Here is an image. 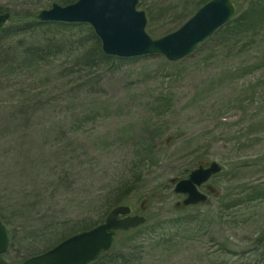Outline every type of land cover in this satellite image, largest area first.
<instances>
[{
  "label": "rangeland",
  "instance_id": "rangeland-1",
  "mask_svg": "<svg viewBox=\"0 0 264 264\" xmlns=\"http://www.w3.org/2000/svg\"><path fill=\"white\" fill-rule=\"evenodd\" d=\"M206 1L139 0L137 10L156 40ZM263 3L235 0V17ZM53 4L61 6L0 0V13L37 15ZM252 24L222 30L177 62L154 54L79 75L71 68L96 47L87 29L13 37L50 46L64 75L0 94V221L15 260L102 223L120 201L146 218L110 249L134 253L132 264H264V14ZM210 162L222 171L207 182V201L176 208L184 197L172 180Z\"/></svg>",
  "mask_w": 264,
  "mask_h": 264
},
{
  "label": "water",
  "instance_id": "water-1",
  "mask_svg": "<svg viewBox=\"0 0 264 264\" xmlns=\"http://www.w3.org/2000/svg\"><path fill=\"white\" fill-rule=\"evenodd\" d=\"M138 1L77 0L67 6L53 4L50 9L39 12L37 20L90 25L107 56L135 58L159 54L175 62L191 54L236 15L232 0H210L178 30L153 40L145 32L146 17L144 12L137 10ZM8 18V13L0 14V29ZM221 170L218 163L210 162L206 166H198L186 179L176 182L174 194L185 196L177 206L205 203L207 195L198 188ZM206 189L210 193L214 190L209 185ZM130 213V207L117 206L102 224L66 238L47 251L28 258L24 264H90L110 249L117 231H127L145 223L143 216H131ZM8 244L7 229L0 221V255L7 251Z\"/></svg>",
  "mask_w": 264,
  "mask_h": 264
},
{
  "label": "trees",
  "instance_id": "trees-1",
  "mask_svg": "<svg viewBox=\"0 0 264 264\" xmlns=\"http://www.w3.org/2000/svg\"><path fill=\"white\" fill-rule=\"evenodd\" d=\"M76 0H57L59 4L62 6H66L74 3ZM209 1V0H208ZM207 2V1H206ZM204 2V3H206ZM235 2V0H233ZM202 3L201 5H203ZM9 13V12H7ZM1 14V13H0ZM264 14V3L262 5H256L255 8L248 9L243 12L241 16L234 17L224 26L219 28L213 36L219 34L222 30L229 28L230 26H235L236 28L241 27L242 23H252L257 21ZM16 19V20H15ZM15 20V21H14ZM10 22V26H6V24ZM4 27L0 29V94L3 92L9 93V95H13L14 97L17 95H21L23 93V88L31 93L32 91L39 90L40 88H44L48 84L49 78L51 76H55V79H59L63 74H56L59 66L54 62V60H49L54 52L51 47L42 48L40 46L35 45H17L12 41V38L16 35L27 34L35 30L38 27L49 28L52 31H68L66 29H87L90 36L95 40L96 47L82 52L81 56L85 61L84 66L79 68L75 66L71 68V73L75 75H79L84 70H91L96 67H99L101 64L106 65V67L110 68L114 66L116 63L121 64L123 62L134 59H119L112 56H107L102 53L101 45L99 39L94 34L92 28L86 24H67L60 22H39L36 18V14L34 12H26L21 16L11 15L9 13V18ZM212 36V37H213ZM211 39V38H210ZM209 39V40H210ZM77 49H81V45H75ZM61 66V65H60ZM77 68V69H76ZM37 77L40 78V84L38 86L35 85V81ZM63 79V78H62ZM61 79V80H62ZM25 80V82H24ZM27 81H30L26 83ZM184 172L180 173V176H184ZM175 181L174 179L172 182ZM119 205H124L122 202L117 201L112 207H116ZM97 222L87 224L85 227H82L80 230L72 231L68 235H64L55 241L53 244H50L46 247L38 249L34 252H31L28 257L41 254L53 247L57 243L66 239L67 237L84 230H88L96 226ZM133 230L127 232H121L119 234H128ZM136 260L134 253H126V252H114L108 251L107 253L102 254L98 260L93 262L92 264H132L133 261ZM0 264H24L23 260H15V258L10 254L7 250L5 254L0 256Z\"/></svg>",
  "mask_w": 264,
  "mask_h": 264
}]
</instances>
